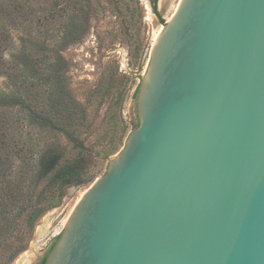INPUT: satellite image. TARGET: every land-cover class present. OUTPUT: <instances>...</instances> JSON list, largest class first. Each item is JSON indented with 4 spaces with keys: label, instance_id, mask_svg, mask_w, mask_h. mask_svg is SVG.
I'll return each mask as SVG.
<instances>
[{
    "label": "water",
    "instance_id": "1",
    "mask_svg": "<svg viewBox=\"0 0 264 264\" xmlns=\"http://www.w3.org/2000/svg\"><path fill=\"white\" fill-rule=\"evenodd\" d=\"M135 104L45 264H264V0H180Z\"/></svg>",
    "mask_w": 264,
    "mask_h": 264
},
{
    "label": "trees",
    "instance_id": "2",
    "mask_svg": "<svg viewBox=\"0 0 264 264\" xmlns=\"http://www.w3.org/2000/svg\"><path fill=\"white\" fill-rule=\"evenodd\" d=\"M70 1L87 24L91 0ZM155 2L153 12L164 24ZM19 11L8 5L0 12V264H12L27 249L37 222L60 205L67 189L95 178L88 172V149L81 138L87 106L69 87V66L62 55V48L79 43L82 35L63 37L61 50L39 58L25 44L34 33L24 27L14 49L12 29L25 20ZM76 23L72 17L66 31ZM50 250L38 264H45Z\"/></svg>",
    "mask_w": 264,
    "mask_h": 264
},
{
    "label": "rangeland",
    "instance_id": "3",
    "mask_svg": "<svg viewBox=\"0 0 264 264\" xmlns=\"http://www.w3.org/2000/svg\"><path fill=\"white\" fill-rule=\"evenodd\" d=\"M153 1L91 0L86 24L84 16L73 11L75 6L70 0H0V12L15 5L25 19L12 29L14 49L24 27L34 33L25 38V44L39 58L49 51L61 50L63 37L82 35L79 43L62 48V55L69 66V87L76 100L87 106L81 138L88 149L85 159L94 181L105 174L108 159L121 150L135 129L133 93L146 72L151 45L180 2L155 0L157 13L165 22L161 24L153 12ZM72 17L77 21L75 29L66 31ZM22 132L26 133L24 129ZM60 143L65 142L61 139ZM92 183L67 189L60 205L37 222L27 249L12 264L40 261Z\"/></svg>",
    "mask_w": 264,
    "mask_h": 264
},
{
    "label": "flooded vegetation",
    "instance_id": "4",
    "mask_svg": "<svg viewBox=\"0 0 264 264\" xmlns=\"http://www.w3.org/2000/svg\"><path fill=\"white\" fill-rule=\"evenodd\" d=\"M38 264V263H37Z\"/></svg>",
    "mask_w": 264,
    "mask_h": 264
}]
</instances>
